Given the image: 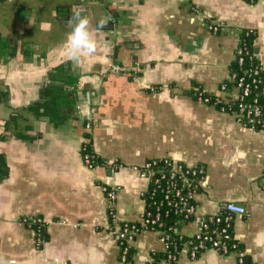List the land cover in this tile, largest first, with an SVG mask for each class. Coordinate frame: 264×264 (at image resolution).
Listing matches in <instances>:
<instances>
[{
    "label": "crops",
    "instance_id": "0c3cea01",
    "mask_svg": "<svg viewBox=\"0 0 264 264\" xmlns=\"http://www.w3.org/2000/svg\"><path fill=\"white\" fill-rule=\"evenodd\" d=\"M78 6L98 45L82 68L64 48ZM244 28L256 30L264 67V0L1 1L0 264H125L119 221H142L141 168L160 157L204 169L199 214L228 201L246 208L233 227L241 250L192 258L185 245L173 264H264V129L193 96L199 86L237 95L220 87ZM87 143L105 166L85 163ZM102 184L119 187L113 226ZM37 215L42 248L23 220ZM198 230L182 224L187 236ZM130 245L129 264H172L155 260L167 249L161 231L144 228Z\"/></svg>",
    "mask_w": 264,
    "mask_h": 264
},
{
    "label": "built area",
    "instance_id": "2783aa9c",
    "mask_svg": "<svg viewBox=\"0 0 264 264\" xmlns=\"http://www.w3.org/2000/svg\"><path fill=\"white\" fill-rule=\"evenodd\" d=\"M255 2V0H250ZM214 31H218L219 27L215 24L210 26ZM246 48L242 45L240 38L237 47L236 58H239L241 65L243 64V53ZM250 58H257V52L250 55ZM245 75L239 77V80L233 89L238 91L237 95H231L228 99L218 95L217 99L212 101L210 97L204 96L200 91L198 93V100L214 105L225 102L238 101L234 113L240 121L250 127L264 126V67L261 63L254 64L251 68H245ZM236 75L231 74V80H235ZM222 91H228L225 83L221 85ZM196 90L201 88L196 87ZM254 93V95H253ZM226 111L225 106L219 108ZM91 124L88 122L86 128H90ZM86 146V145H85ZM83 146V150L85 148ZM82 150V151H83ZM85 163L91 167V158L88 154H83ZM119 165L114 163L116 167ZM114 169V168H113ZM143 176L149 178L150 182L154 180L153 195L157 192L162 193L160 200H155L157 208L154 212H147L142 217V226H155L159 221L161 213L165 215H179L185 221H195L199 225V230L194 234V239L187 241L185 244L189 247V253L192 258L198 257L199 253L206 248H213L224 255L236 252L237 242L231 243V240H236L234 237L233 227L235 218L246 213L245 206L228 201L221 204L220 210L215 214L202 215L198 213V206L195 200L196 192L199 188V180L204 175L202 167H189L183 164H177L168 157H160L148 160L141 168ZM102 189L106 194L109 209L108 212L116 219L115 203L118 196V186H108L102 184ZM33 222H41V219L33 220ZM139 228L135 225L119 226L117 230V237L121 247V262L129 264L128 260L130 242L138 234ZM161 231V230H158ZM36 240L38 243L44 241V235L41 229H34ZM161 237L167 245L169 238L166 232L161 231ZM179 256L177 254L169 253L166 258L169 262L177 261ZM240 262H243V257L240 256Z\"/></svg>",
    "mask_w": 264,
    "mask_h": 264
},
{
    "label": "trees",
    "instance_id": "16d2710c",
    "mask_svg": "<svg viewBox=\"0 0 264 264\" xmlns=\"http://www.w3.org/2000/svg\"><path fill=\"white\" fill-rule=\"evenodd\" d=\"M3 0H0V2ZM250 1V0H248ZM240 38L242 40V45L246 48V52L243 53V64L241 65L239 58H236L232 64H231V74L236 75L235 80H231L226 82V86H227V90H231V88L233 86H235L239 80V77L244 76L245 75V68H251L254 66V64H258V62L260 63L258 57L257 58H250V55L256 53V43H255V39H256V30L252 29V28H244L241 32ZM199 86V85H197ZM199 88H201L199 86ZM200 91H203V95L210 97L212 99V101H214L215 99H217L218 95H214L211 94L207 91L202 90V88L200 90H194L193 91V96L197 99L198 98V93ZM254 95V93H253ZM238 101H234V102H225V103H221L219 105H217V108H221V106H225L226 111L228 112H232L233 110H235L236 105H237ZM255 129H264V126L261 127H255ZM88 136H91V134H88ZM83 154H88L89 157L91 158V162L93 166H98V167H102L105 166L106 162L103 158H101L99 155H97L91 144L87 143L84 150H83ZM153 187H154V180H152L150 182V186L148 188V190L146 192H144L143 194V198L145 199V212H144V216L146 215L147 212H154V210L157 208L156 203H154L155 200H160L162 198V193L159 191L157 192V194L153 195ZM108 218L109 221L111 223V225H115L116 221H115V217L111 214V212H108ZM38 219H42V216H35L33 218H23V220H25V224L27 227H31L33 229H41L43 235H44V239L45 237L48 239V234H46V222H33V220H38ZM187 221L183 220L181 216L179 215H175V214H171V215H165V213H161L159 221H157L155 226L149 225L147 227H143L142 223L140 221H119V226L124 227L126 225H132L135 224L138 228L139 231L138 233L144 229H153V230H161L166 232V234L168 235V239H167V249L164 252L161 253H155L154 257L155 260H158L159 258H167L169 253H174L177 254V257L179 256L180 252L182 251L183 247L185 246V244L187 243V241L194 239V235L192 236H187L182 232V224L185 223ZM237 242V249L241 250L242 249V245L238 240H231V243H236ZM44 245V241L40 242L38 244L39 248H42ZM236 249V250H237ZM133 246H131L129 248V253H128V260L132 259L133 256ZM246 261V258H245ZM176 261H172L171 263H175ZM247 263V262H246ZM152 264H154V262H152Z\"/></svg>",
    "mask_w": 264,
    "mask_h": 264
},
{
    "label": "clouds",
    "instance_id": "9594fccd",
    "mask_svg": "<svg viewBox=\"0 0 264 264\" xmlns=\"http://www.w3.org/2000/svg\"><path fill=\"white\" fill-rule=\"evenodd\" d=\"M84 11L83 6L73 10L70 20L71 31L64 42L66 58L72 62L74 68H82L84 58L94 54L98 46L90 29V21L82 14ZM104 25L105 21L101 20L99 27L102 28Z\"/></svg>",
    "mask_w": 264,
    "mask_h": 264
}]
</instances>
